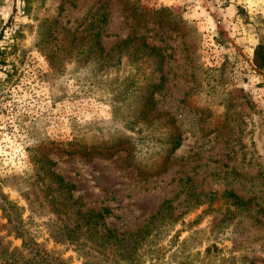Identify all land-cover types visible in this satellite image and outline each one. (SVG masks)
Here are the masks:
<instances>
[{
  "label": "rangeland",
  "instance_id": "1",
  "mask_svg": "<svg viewBox=\"0 0 264 264\" xmlns=\"http://www.w3.org/2000/svg\"><path fill=\"white\" fill-rule=\"evenodd\" d=\"M259 44L264 0H0V204L67 264H264Z\"/></svg>",
  "mask_w": 264,
  "mask_h": 264
},
{
  "label": "trees",
  "instance_id": "2",
  "mask_svg": "<svg viewBox=\"0 0 264 264\" xmlns=\"http://www.w3.org/2000/svg\"><path fill=\"white\" fill-rule=\"evenodd\" d=\"M105 21V20H104ZM1 54V51H0ZM255 65L259 69H264V44H259V46L256 49L255 52V59H254ZM180 140H177L175 142V146L173 150H176L177 148L180 147ZM54 175V172H52ZM56 176V175H55ZM57 178L59 176H56ZM59 179V187L62 188V190H69L74 191L76 187L73 184L66 183L61 177ZM72 194V192H71ZM231 197H233L236 200V203L239 205H243L245 203L244 200L239 198L237 195L230 194ZM3 199L5 200L2 204H0V209L5 215V219L8 221V227L11 226L12 229H14L13 233H16L17 237L22 239L23 245H22V250L21 251H26L32 260H35V262H39L40 264H67L64 260L60 258L54 257L51 253L45 251L42 249V246L39 245L35 238L32 237L29 232L24 228L22 225L23 220L20 218V213L18 210H20L17 205L9 200H7L6 196L3 195ZM71 199L72 196H69ZM247 203V202H246ZM108 212H106L107 214ZM84 215H88V213H85ZM82 217H85V216ZM98 216L101 219H104V214L99 213ZM89 223V222H88ZM63 224V223H62ZM87 222L84 223H77L73 227L68 226L67 224L60 225L57 227L58 234L54 233V237L61 238V239H66L69 240L70 242H77L80 239V236H77L78 230H81V228L85 227ZM3 264H19V262H16V260H7L6 262H2Z\"/></svg>",
  "mask_w": 264,
  "mask_h": 264
}]
</instances>
